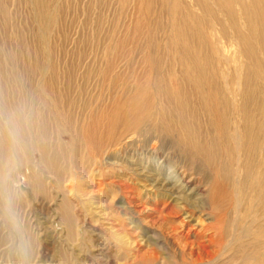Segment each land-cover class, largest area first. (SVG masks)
Returning <instances> with one entry per match:
<instances>
[{
	"label": "bare ground",
	"instance_id": "obj_1",
	"mask_svg": "<svg viewBox=\"0 0 264 264\" xmlns=\"http://www.w3.org/2000/svg\"><path fill=\"white\" fill-rule=\"evenodd\" d=\"M29 2L42 38L56 17L45 12V1ZM133 22L126 43L134 44L143 71L130 62L128 71L116 72V63L108 62L94 74L98 94L83 102L84 119L76 124L70 103L50 92L52 66L35 59L25 71L26 114L10 106L11 115L0 89V114L10 116L11 137L58 169V154L51 159L46 142L47 115L31 108L52 106L56 126L71 139V165L79 169V152L87 149L86 160L107 170L105 180L123 198L120 213L140 232L143 246L152 247L157 264H264V0H136ZM2 154L8 153L0 145ZM70 205H61L68 231L74 224ZM147 205V211L138 209ZM206 211L210 221L202 224ZM154 212L168 225L180 220L160 232L141 229ZM85 231L95 238L94 256H106L103 236ZM184 231L182 239L191 242L183 245Z\"/></svg>",
	"mask_w": 264,
	"mask_h": 264
},
{
	"label": "rangeland",
	"instance_id": "obj_2",
	"mask_svg": "<svg viewBox=\"0 0 264 264\" xmlns=\"http://www.w3.org/2000/svg\"><path fill=\"white\" fill-rule=\"evenodd\" d=\"M43 1L45 12L56 17V22L40 38L41 24L29 0H0V7L6 12L3 15L0 11L2 97L11 115L10 106H14L19 113H27L28 98L24 91L28 75L25 71L38 59L44 67L52 66L48 70L56 76L50 85V92L62 94L70 103L67 109L72 112L73 120L80 124L84 119L83 102L98 94V76L94 74L114 62L116 72L128 71L130 62L137 73L143 71L134 44L131 41L126 43L132 36L136 0ZM37 80L35 78L34 81ZM252 80V85L259 87V81ZM79 86L83 89L81 95L78 93ZM71 104L74 105L72 109ZM42 105L34 104L31 108H42L41 113L47 115L50 134L46 142L52 146L50 158L58 154L54 159L58 169H53L50 162L41 163L38 152L20 146L8 129L10 116L0 114V145L8 153L0 155V264H157L152 247L143 246L140 232L132 229L120 213L118 207L123 198L118 187L110 185L111 179L105 180L107 170L103 171L99 162L86 160L89 156L87 149L79 152L80 168L75 169L71 165L74 151L69 135L56 126L51 113L53 107ZM251 108L254 109V104ZM31 120L32 132L36 133L40 125L33 124L37 123L35 118ZM12 151L17 154L16 161L9 157ZM60 152L65 154L64 157ZM241 153H245L244 150ZM252 157L258 160L260 154L253 152ZM100 159H104L103 155L96 158L97 161ZM257 177L255 175L254 179ZM65 200L71 203L74 214L71 231L62 221L61 205ZM241 204L243 211V207L247 208V201ZM150 207L147 205L138 209L147 211ZM161 207H158L159 210ZM207 213H204L200 223L210 221ZM149 220L154 223L152 227L147 225ZM179 220H171L168 225L158 212H154L146 220L147 223L139 226L160 232L163 225L175 226ZM87 227L103 236L102 242L109 248L106 256H94L96 242L85 231ZM181 236L183 245L191 242V239H182L187 237L185 231L181 232ZM189 251L190 247L184 250L185 253Z\"/></svg>",
	"mask_w": 264,
	"mask_h": 264
}]
</instances>
